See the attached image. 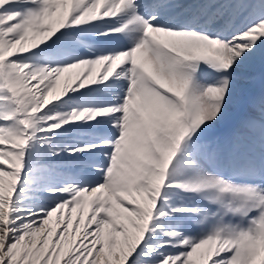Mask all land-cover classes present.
Segmentation results:
<instances>
[{
  "label": "snow or ice",
  "instance_id": "1",
  "mask_svg": "<svg viewBox=\"0 0 264 264\" xmlns=\"http://www.w3.org/2000/svg\"><path fill=\"white\" fill-rule=\"evenodd\" d=\"M0 264H264V0H0Z\"/></svg>",
  "mask_w": 264,
  "mask_h": 264
}]
</instances>
